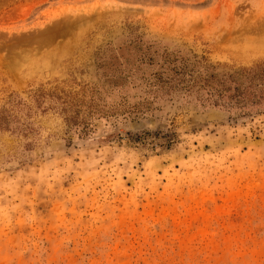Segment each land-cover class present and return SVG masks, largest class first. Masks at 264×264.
<instances>
[{"label": "rangeland", "instance_id": "rangeland-1", "mask_svg": "<svg viewBox=\"0 0 264 264\" xmlns=\"http://www.w3.org/2000/svg\"><path fill=\"white\" fill-rule=\"evenodd\" d=\"M165 56L263 63L264 0H0V264H264V112L153 100Z\"/></svg>", "mask_w": 264, "mask_h": 264}, {"label": "trees", "instance_id": "trees-1", "mask_svg": "<svg viewBox=\"0 0 264 264\" xmlns=\"http://www.w3.org/2000/svg\"><path fill=\"white\" fill-rule=\"evenodd\" d=\"M160 69L149 77H141L153 100L181 96L203 106L227 108L243 115L264 112V62L252 68L219 74L200 66L199 62L178 61L165 56ZM63 110L66 112L65 107ZM68 114L65 117L67 123L84 124L77 120L78 111ZM4 122L5 119L0 118V130Z\"/></svg>", "mask_w": 264, "mask_h": 264}]
</instances>
